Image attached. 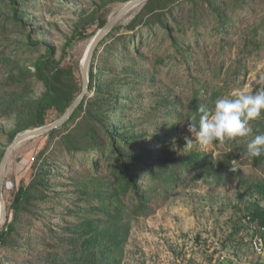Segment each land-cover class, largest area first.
Wrapping results in <instances>:
<instances>
[{
	"label": "rangeland",
	"instance_id": "374dc122",
	"mask_svg": "<svg viewBox=\"0 0 264 264\" xmlns=\"http://www.w3.org/2000/svg\"><path fill=\"white\" fill-rule=\"evenodd\" d=\"M101 1L0 0V154L45 92L34 63L49 48L62 67H72L82 86L81 65L101 29L99 14L109 19L129 0L103 7L84 27ZM144 3L117 21L121 27L91 58L93 85L82 110L52 134L25 140L11 152L3 174L0 229L12 219L9 207L17 188L32 185V192L11 239L0 244L1 264H264V252L250 245L262 231L245 218L252 204L264 207V194L248 187L264 184V165L244 154L263 117L250 122L252 136L207 148L195 141L187 148L184 140L190 136L187 113L196 90L203 101L215 97L211 111L219 98L264 88V0H179L165 14L168 31L155 17L128 31L125 26ZM213 7L225 13L224 25ZM102 99L106 102L96 112L94 102ZM58 117L49 112L45 124ZM103 129L128 133L147 149L210 155L217 166L222 161V170L185 174L169 190L149 191L147 212L136 213L128 202L118 221L109 220L97 212L99 204L86 212L83 198L115 183L108 158L98 170L92 164L99 157L92 135L100 144L107 142ZM141 180L145 189L152 186L147 176ZM81 218L94 220L95 230L103 231L102 237L93 233L98 242H83L74 233Z\"/></svg>",
	"mask_w": 264,
	"mask_h": 264
},
{
	"label": "trees",
	"instance_id": "16d2710c",
	"mask_svg": "<svg viewBox=\"0 0 264 264\" xmlns=\"http://www.w3.org/2000/svg\"><path fill=\"white\" fill-rule=\"evenodd\" d=\"M116 1L126 0H102L101 4L96 7L87 18H85L83 26L86 27L90 20H92L97 13L101 12L103 7ZM177 2H179V0H147L140 12L135 15L125 28L128 31H134L140 24H146L151 18L155 17L158 25L165 27L168 31L165 14H170L172 5ZM13 6L16 18L18 17V12L14 2ZM212 10L218 18H221L220 23L224 25L225 13L223 10L220 7H213ZM107 19L108 18L105 14H99L98 27L102 28L107 22ZM120 27L121 26L117 24L113 26L110 32L97 45L92 59L96 56L100 45L106 41L113 31ZM82 34L80 33V36ZM70 46V43H67L65 46L66 52ZM132 46L136 49L134 44ZM51 54L52 49L49 48L48 54L40 56L34 63V75L44 84L45 92L41 98L33 102L30 120L23 127L13 132V139L20 131L44 125L47 121L49 112L56 111L58 116H61L81 91V86L76 80L72 67H62ZM93 76L92 61L89 65V90H91L93 85ZM200 91L201 90H196L194 92L192 96V111L187 113L188 117L196 116V123H198L200 115V113L197 112V109L200 106H204L207 109L209 105H212V101L215 99V97H210V99H205L203 101L200 98ZM85 97L68 121L82 110L86 101ZM105 102L106 101H103V99L95 101L94 104L97 105L95 111H99ZM262 117L261 121L256 122L258 127L255 131V135L264 134V116ZM89 118L94 119L95 117L90 115ZM169 125L170 124H167L166 126ZM90 126H92V124H90ZM54 130L47 134H52ZM174 131L175 127L174 130L170 129L167 131L166 136ZM101 132L108 133V141L100 144L96 141V135H92L93 139L90 144L93 145V152L99 154L98 159H93L92 164L95 170H98L100 162L103 159L108 158L111 167L115 172V183L114 185H108L111 187L105 190H103V186H99V188L93 191L92 194H87L83 198H85L87 203L86 212H91L92 209L99 204L97 212H103L109 220L118 221L123 216L128 202L132 204L136 213L147 212L148 202L150 200L148 192L153 191V189L159 186L160 188L169 190L176 186L179 183L180 178L185 174L200 170L204 173L210 172L217 175L222 170V161L221 164L217 166L216 163L218 161H214L210 155L190 153L186 156H177L165 149H147L139 144L136 139H132L128 133L122 134L116 129L114 132L108 129H103ZM157 142L158 144H161L162 141L159 139ZM3 152L4 151L0 154V160L3 156ZM158 154H161V157L157 164L155 163V159ZM253 163L257 166L264 165V154L260 157L253 158ZM195 174L196 173H193L192 175ZM144 176H147V180L152 182V186L149 189H145L141 182V179ZM108 186L106 185L107 188ZM248 187L250 189H257L259 193L264 194L263 183L252 182L248 184ZM31 192L32 185H21L17 188L9 207L12 211V219L0 229V244H6L11 239L15 232L14 221L18 219L20 212L30 201ZM251 207L252 211L248 216H245V218L247 217L248 225L251 224L257 228L264 226V207H261L256 203L252 204ZM111 211H113V215L110 214ZM82 219L83 218L80 220L82 221ZM95 229L94 220L85 219L81 222L80 227L75 228L74 233L78 235L79 239H82L83 242L96 243L98 242L96 240L97 237H92L93 233L96 231ZM96 232L102 237L103 231Z\"/></svg>",
	"mask_w": 264,
	"mask_h": 264
},
{
	"label": "clouds",
	"instance_id": "9594fccd",
	"mask_svg": "<svg viewBox=\"0 0 264 264\" xmlns=\"http://www.w3.org/2000/svg\"><path fill=\"white\" fill-rule=\"evenodd\" d=\"M264 83V77H261ZM200 113L198 123L196 116L191 117L185 136V147L191 148L195 141L201 148H207L214 142L224 143L238 137L253 135L250 122L264 116V88L254 94L239 92L234 97L219 98L214 109L209 111L204 106L197 109ZM249 158H257L264 154V134L254 135L247 143L244 153ZM234 172L235 169L230 168Z\"/></svg>",
	"mask_w": 264,
	"mask_h": 264
},
{
	"label": "water",
	"instance_id": "95a60500",
	"mask_svg": "<svg viewBox=\"0 0 264 264\" xmlns=\"http://www.w3.org/2000/svg\"><path fill=\"white\" fill-rule=\"evenodd\" d=\"M147 0H129L115 15L110 17L105 25L94 35L91 40L87 51L85 53L84 59L81 65V74H82V86L79 95L76 99L67 107L65 112L59 116L57 119L52 121L51 123H47L33 129L26 130L22 133L17 134L12 142L6 148L1 160H0V202L3 197L2 189H3V174L9 159L11 152L23 141L28 140L33 137H37L40 135L47 134L48 132L61 127L64 123L68 121L73 112L79 106L83 98L85 97L88 89H89V65L93 53L99 44V42L110 32L113 26L117 23V21L129 10L132 8L143 4Z\"/></svg>",
	"mask_w": 264,
	"mask_h": 264
},
{
	"label": "built area",
	"instance_id": "2783aa9c",
	"mask_svg": "<svg viewBox=\"0 0 264 264\" xmlns=\"http://www.w3.org/2000/svg\"><path fill=\"white\" fill-rule=\"evenodd\" d=\"M258 230L262 232L251 238L250 245L257 253L261 254L264 252V226H261Z\"/></svg>",
	"mask_w": 264,
	"mask_h": 264
},
{
	"label": "bare ground",
	"instance_id": "6f19581e",
	"mask_svg": "<svg viewBox=\"0 0 264 264\" xmlns=\"http://www.w3.org/2000/svg\"><path fill=\"white\" fill-rule=\"evenodd\" d=\"M3 198L0 202V224L2 223Z\"/></svg>",
	"mask_w": 264,
	"mask_h": 264
}]
</instances>
